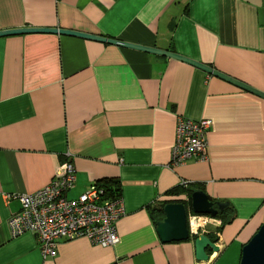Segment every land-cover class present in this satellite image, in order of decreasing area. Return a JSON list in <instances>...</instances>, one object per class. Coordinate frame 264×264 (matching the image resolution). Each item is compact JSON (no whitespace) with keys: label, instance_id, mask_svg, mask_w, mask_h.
I'll return each instance as SVG.
<instances>
[{"label":"crops","instance_id":"1","mask_svg":"<svg viewBox=\"0 0 264 264\" xmlns=\"http://www.w3.org/2000/svg\"><path fill=\"white\" fill-rule=\"evenodd\" d=\"M29 26L170 50L264 91V0H0V30ZM180 119L211 121L208 160L170 166ZM66 161L76 168L70 198L120 180V241L62 239L45 258L33 232L11 234L21 204L5 195L42 189ZM189 190L231 205L207 228L219 246L208 260L197 258L194 236L162 241L153 218ZM263 224V97L132 47L53 32L0 36V264H241Z\"/></svg>","mask_w":264,"mask_h":264},{"label":"built area","instance_id":"2","mask_svg":"<svg viewBox=\"0 0 264 264\" xmlns=\"http://www.w3.org/2000/svg\"><path fill=\"white\" fill-rule=\"evenodd\" d=\"M210 123L208 119L178 121L171 167L183 165L190 159H209L207 130ZM63 169L36 192L5 195L8 200L15 198L21 204L20 210L11 214L7 221L11 234L19 236L33 232L45 258L56 255L62 239L87 238L102 246L119 243L117 222L125 214L121 196L108 197L106 188L96 181L78 197L70 198L68 191L76 184V168L71 161H66ZM215 221L216 218L210 214L189 211L190 235L206 234L210 223Z\"/></svg>","mask_w":264,"mask_h":264},{"label":"water","instance_id":"3","mask_svg":"<svg viewBox=\"0 0 264 264\" xmlns=\"http://www.w3.org/2000/svg\"><path fill=\"white\" fill-rule=\"evenodd\" d=\"M32 32H53L81 36L84 38L95 39L103 42H109L121 46L140 49L151 53L174 57L198 66L213 75L221 77L253 94L264 98V91H261L217 69H214L208 64L193 60L170 50H163L160 48L133 44L116 38L65 28L29 26L0 30V36ZM190 206L192 210L197 214H210L212 216H218L221 211H224L231 205L228 202L211 200L209 195L204 190H195L191 196ZM164 213V218L156 222L157 231L161 240L164 242L188 240L191 237L188 224V206L184 202H169L164 206ZM195 245L197 258L199 260L209 259L208 249H213L214 251L219 250V246L207 234L198 235L195 238ZM241 264H264V224L260 227L258 232L252 237V239L244 246Z\"/></svg>","mask_w":264,"mask_h":264},{"label":"trees","instance_id":"4","mask_svg":"<svg viewBox=\"0 0 264 264\" xmlns=\"http://www.w3.org/2000/svg\"><path fill=\"white\" fill-rule=\"evenodd\" d=\"M102 186H104L106 188V193H107V196L108 197H112V198H117V197H120L122 196V192H121V182L120 180L116 179V178H103L101 180L98 181ZM184 188V187H183ZM182 187L179 188H174L171 192L172 193H175V194H179L181 192H183V189ZM194 191L193 190H189L187 191L186 193L188 194L189 196V199L187 201H184V200H180L181 202H184L187 206L191 204V196H192V193ZM167 204V202H163L161 204V207H160V213H156V211L154 212L153 211V218L155 219V223L161 219L164 218V206ZM198 235L194 236L193 239L195 240V238L197 237ZM213 240H215L216 238L213 237V236H210ZM116 264V263H115Z\"/></svg>","mask_w":264,"mask_h":264}]
</instances>
